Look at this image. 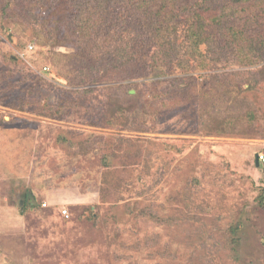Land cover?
Here are the masks:
<instances>
[{"label": "rangeland", "instance_id": "1", "mask_svg": "<svg viewBox=\"0 0 264 264\" xmlns=\"http://www.w3.org/2000/svg\"><path fill=\"white\" fill-rule=\"evenodd\" d=\"M23 1L0 0V264H264V61L78 84L71 36L5 16Z\"/></svg>", "mask_w": 264, "mask_h": 264}, {"label": "trees", "instance_id": "2", "mask_svg": "<svg viewBox=\"0 0 264 264\" xmlns=\"http://www.w3.org/2000/svg\"><path fill=\"white\" fill-rule=\"evenodd\" d=\"M177 1L24 0L5 16L33 29L51 46L57 45V35L71 36L72 56L82 60L80 68L70 62L78 71V84L97 82L120 69L134 78L157 66L190 71L217 62L246 67L264 61V0ZM41 10L55 26L41 22ZM88 74L89 82L84 80ZM259 203L264 207V198Z\"/></svg>", "mask_w": 264, "mask_h": 264}, {"label": "built area", "instance_id": "3", "mask_svg": "<svg viewBox=\"0 0 264 264\" xmlns=\"http://www.w3.org/2000/svg\"><path fill=\"white\" fill-rule=\"evenodd\" d=\"M29 48H31V46H29ZM47 69V68H46ZM258 161L260 162V163H262V162H264V153L262 152V153H260L259 155H258ZM65 213V212H64Z\"/></svg>", "mask_w": 264, "mask_h": 264}]
</instances>
